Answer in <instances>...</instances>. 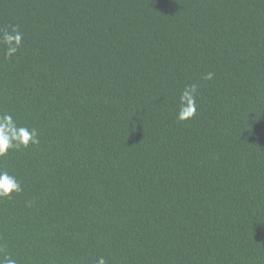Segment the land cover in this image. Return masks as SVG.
<instances>
[{"label":"trees","instance_id":"trees-1","mask_svg":"<svg viewBox=\"0 0 264 264\" xmlns=\"http://www.w3.org/2000/svg\"><path fill=\"white\" fill-rule=\"evenodd\" d=\"M13 28L0 115L39 142L0 157V258L264 264V0H0Z\"/></svg>","mask_w":264,"mask_h":264},{"label":"clouds","instance_id":"clouds-1","mask_svg":"<svg viewBox=\"0 0 264 264\" xmlns=\"http://www.w3.org/2000/svg\"><path fill=\"white\" fill-rule=\"evenodd\" d=\"M12 33L9 34L5 31L3 36L0 37V44L5 46L4 54L6 58H10L16 54L22 41V35L18 29L13 28ZM206 78L212 79V74L209 73ZM196 92V86L191 85L181 94V110L177 116L178 120L183 121L195 114ZM38 142L35 129L30 130L18 126L13 117L7 112L0 115V157L6 156L10 149L27 148L30 143L37 144ZM21 190V184L16 177L10 175L7 170L0 169V199L10 198L13 193H19ZM0 264H17V261L10 255L5 254L0 258ZM98 264H106L105 259L103 257L99 258Z\"/></svg>","mask_w":264,"mask_h":264}]
</instances>
